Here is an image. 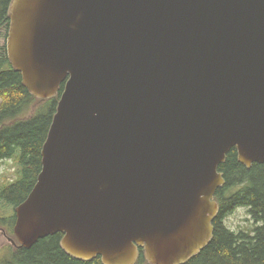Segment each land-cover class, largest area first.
I'll use <instances>...</instances> for the list:
<instances>
[{"label": "water", "instance_id": "obj_1", "mask_svg": "<svg viewBox=\"0 0 264 264\" xmlns=\"http://www.w3.org/2000/svg\"><path fill=\"white\" fill-rule=\"evenodd\" d=\"M7 54L58 94L16 246L183 264L213 237L219 166L264 163V0H11Z\"/></svg>", "mask_w": 264, "mask_h": 264}, {"label": "trees", "instance_id": "obj_2", "mask_svg": "<svg viewBox=\"0 0 264 264\" xmlns=\"http://www.w3.org/2000/svg\"><path fill=\"white\" fill-rule=\"evenodd\" d=\"M11 0H0V29L10 27L8 10ZM65 82L58 94L39 98L24 85L22 73L11 64L7 46L0 53V164L15 158L20 165L18 178L3 185L0 198L8 204L22 203L37 182L42 169V149L48 137ZM225 184L218 188L215 200L219 211L213 220V237L200 253L183 264H264V163L251 167L241 163L236 147L230 149L219 166ZM248 209L253 226L233 230L225 223L236 208ZM10 237L16 215L0 218ZM10 224V225H9ZM63 234L40 239L32 247L14 246L0 255V264H103L102 257L77 258L62 247ZM135 264H151L144 248H139Z\"/></svg>", "mask_w": 264, "mask_h": 264}, {"label": "rangeland", "instance_id": "obj_3", "mask_svg": "<svg viewBox=\"0 0 264 264\" xmlns=\"http://www.w3.org/2000/svg\"><path fill=\"white\" fill-rule=\"evenodd\" d=\"M9 28L6 26L0 29V53L4 46H7ZM20 165L15 158L6 159L0 164V190L3 185L18 178ZM15 207L0 198V218H9L15 214ZM225 223L233 230H245L254 225L248 209L243 207L236 208L226 217ZM6 223L0 220V255L11 250L15 245L10 240L6 228ZM10 225V224H9ZM9 229V228H8Z\"/></svg>", "mask_w": 264, "mask_h": 264}]
</instances>
